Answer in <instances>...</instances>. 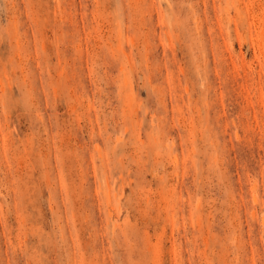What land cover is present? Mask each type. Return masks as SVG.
I'll return each mask as SVG.
<instances>
[{
    "label": "rangeland",
    "instance_id": "rangeland-1",
    "mask_svg": "<svg viewBox=\"0 0 264 264\" xmlns=\"http://www.w3.org/2000/svg\"><path fill=\"white\" fill-rule=\"evenodd\" d=\"M0 264H264V0H0Z\"/></svg>",
    "mask_w": 264,
    "mask_h": 264
},
{
    "label": "bare ground",
    "instance_id": "bare-ground-1",
    "mask_svg": "<svg viewBox=\"0 0 264 264\" xmlns=\"http://www.w3.org/2000/svg\"><path fill=\"white\" fill-rule=\"evenodd\" d=\"M262 15H263V14H262ZM261 36H262V34H261ZM106 199H109V198L106 197ZM107 201H108V200H107Z\"/></svg>",
    "mask_w": 264,
    "mask_h": 264
}]
</instances>
